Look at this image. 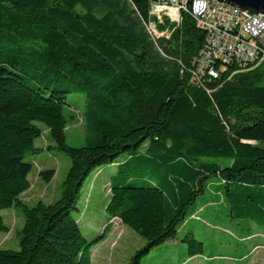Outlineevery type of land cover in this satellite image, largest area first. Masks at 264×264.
Masks as SVG:
<instances>
[{
	"label": "trees",
	"instance_id": "1",
	"mask_svg": "<svg viewBox=\"0 0 264 264\" xmlns=\"http://www.w3.org/2000/svg\"><path fill=\"white\" fill-rule=\"evenodd\" d=\"M151 1L0 0V232L4 210L23 217L18 249L0 247V264H92L111 226L90 240L73 211L89 176L108 165V219L145 241L127 264L170 242L184 254L159 264L206 256L191 221L208 206L264 228V64L217 62V77L190 82L206 35L183 12L168 37H151ZM79 118L75 147L66 128ZM40 123L47 147L37 143ZM51 149L70 159L60 195L27 204L19 198L34 164L26 154ZM54 175L39 171L46 183ZM254 234L263 238L252 247L264 244V230L237 238Z\"/></svg>",
	"mask_w": 264,
	"mask_h": 264
},
{
	"label": "rangeland",
	"instance_id": "2",
	"mask_svg": "<svg viewBox=\"0 0 264 264\" xmlns=\"http://www.w3.org/2000/svg\"><path fill=\"white\" fill-rule=\"evenodd\" d=\"M42 137L37 140L39 145L47 147L52 144L48 129L39 124ZM84 139V128L81 119L68 124L66 140L71 146H81ZM26 160H31L33 168L29 174L30 187L20 195V199L27 204H34L38 200L46 203L54 201L61 192L62 181L70 166V159L63 152L56 149L42 150L38 154H26ZM45 168H54L55 175L46 183L39 176V171ZM114 168L111 165L96 170L86 180L81 197L77 204L78 210L73 213L78 216L83 232L90 240L100 235L104 224L109 223L111 228L105 238L92 247V264H127L134 251L144 244V239L131 228L122 224L116 218H109L104 210L108 200L109 190L103 182L105 175ZM97 178V179H96ZM201 198L197 200L200 202ZM217 210V212L215 211ZM4 221L8 225L7 232H0V247L18 249L16 232L23 224V217L18 208L6 209L2 212ZM200 219L192 221L197 238L204 241L206 256L193 258L189 264H264V244L253 246L262 242L261 234H254L252 239L241 240L237 236L241 233H251L255 230H264L254 224L234 221L229 218L222 206H208L199 214ZM251 251L242 258L241 253ZM185 245L181 242L167 243L160 248H154L143 258L141 264H159L164 258L177 260L182 258ZM214 255L211 259L207 255Z\"/></svg>",
	"mask_w": 264,
	"mask_h": 264
},
{
	"label": "built area",
	"instance_id": "3",
	"mask_svg": "<svg viewBox=\"0 0 264 264\" xmlns=\"http://www.w3.org/2000/svg\"><path fill=\"white\" fill-rule=\"evenodd\" d=\"M183 12H189L195 26L206 35L204 46L188 68L190 82L197 83L206 75L217 77V62L220 67L232 59L251 68L264 64V13L217 0H152L148 33L153 38L168 37Z\"/></svg>",
	"mask_w": 264,
	"mask_h": 264
},
{
	"label": "water",
	"instance_id": "4",
	"mask_svg": "<svg viewBox=\"0 0 264 264\" xmlns=\"http://www.w3.org/2000/svg\"><path fill=\"white\" fill-rule=\"evenodd\" d=\"M219 2L238 6L254 13H264V0H217Z\"/></svg>",
	"mask_w": 264,
	"mask_h": 264
},
{
	"label": "crops",
	"instance_id": "5",
	"mask_svg": "<svg viewBox=\"0 0 264 264\" xmlns=\"http://www.w3.org/2000/svg\"><path fill=\"white\" fill-rule=\"evenodd\" d=\"M212 200H214V199H212ZM190 220H197V219L192 218V219H190ZM191 222H192V221H191Z\"/></svg>",
	"mask_w": 264,
	"mask_h": 264
}]
</instances>
